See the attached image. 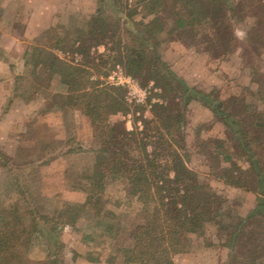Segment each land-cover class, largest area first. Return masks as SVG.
I'll return each instance as SVG.
<instances>
[{
	"label": "rangeland",
	"instance_id": "1",
	"mask_svg": "<svg viewBox=\"0 0 264 264\" xmlns=\"http://www.w3.org/2000/svg\"><path fill=\"white\" fill-rule=\"evenodd\" d=\"M104 1L108 14L115 17L113 0ZM228 1L232 9L225 20L228 28L222 30L211 23L175 29L169 10L158 13L165 32L157 37V52L188 87L215 91L222 101L236 98L238 103L229 104V109L238 107L246 125L250 117L243 106L264 113V39L256 40L264 31L255 30L261 14L255 6L264 0ZM129 4L135 7L132 0ZM100 5V0H0V212L18 221L17 227L30 223L29 212L38 214L40 231L20 247V264H51L56 259L57 264H122L114 248L128 242L130 228L143 221L142 203L126 193L127 185L120 179L107 180L101 216L84 212L75 227L59 224L53 231L54 223L40 219L57 218L66 204L83 203L88 182L82 176L93 166L100 144L81 110L65 105L67 87L50 69L51 56L74 66L94 59L99 67L91 70L92 80L124 87L130 113L117 119L129 130L143 126L142 114L151 117L149 100L162 102L152 82L145 84L120 64L111 67L100 61L105 45L92 46L89 56L69 47L75 31L86 29ZM153 17L139 9L133 19L148 22ZM58 38L67 49L51 45ZM128 78L135 83H124ZM183 113L175 147L206 189L221 198L223 211L220 223H208L202 235L189 236L174 264H264V217L254 212L262 194L233 186L223 177L222 168L234 167L223 160L234 143L232 135L198 100L183 107ZM246 160L233 157L244 171ZM103 220L108 227L99 224ZM240 223L234 239L232 231Z\"/></svg>",
	"mask_w": 264,
	"mask_h": 264
},
{
	"label": "trees",
	"instance_id": "2",
	"mask_svg": "<svg viewBox=\"0 0 264 264\" xmlns=\"http://www.w3.org/2000/svg\"><path fill=\"white\" fill-rule=\"evenodd\" d=\"M165 1L132 0L135 5L132 9L129 0H113L117 9L113 17L108 14L105 1L100 0L101 5L87 22L86 29L76 30L68 44L86 56L90 55L92 46L103 44L106 51L99 55L100 61L111 67L120 64L128 74L143 79L145 84L152 82L159 89L162 102L149 100L151 117L141 115V128L128 130L117 119L118 115L130 113L124 87L92 80L91 70L99 67L94 59L78 66L56 56L49 59L50 69L60 74L61 83L67 87L65 105L81 110L98 134L100 144L93 166L82 176L88 182L83 203L66 204L55 214L57 218L42 215L40 219L46 224L54 223L53 226L75 227L84 212L101 216L105 211L103 191L107 180H123L126 193L142 203L144 217L130 228L128 242L114 248L122 264H174V256L186 249L190 235H202L206 224L220 223L221 198L206 189L175 147L176 134L183 128V107L193 100L211 109L232 135L234 143L223 160L234 167L222 168L223 177L233 186L260 192L262 197L254 212L264 217V113L252 112L257 109L243 106L250 117L244 125L238 107L232 109L234 112L230 110L229 104L235 105L236 98L222 101L216 98L215 91L208 94L188 87L157 52V37L165 32L157 16L161 11L169 10L173 14L175 29L211 23L222 30L228 28L225 20L232 7L228 0ZM139 9L154 17L148 22H135L133 16ZM255 9L261 10L255 30L264 31V3ZM262 39L264 35L257 34L256 40ZM51 45L55 49L68 48L59 38ZM179 100L183 104L181 108ZM238 156L246 157L247 170L233 161ZM29 214L33 216L30 223L17 227L18 221L13 222L0 212V264H20V247L28 245L32 234L40 233L35 218L38 214ZM99 224L108 227L104 220ZM240 226L241 223L232 231L234 239ZM54 229L56 226L51 231ZM89 238L90 234L85 236L86 240ZM57 262L56 259L51 264Z\"/></svg>",
	"mask_w": 264,
	"mask_h": 264
},
{
	"label": "built area",
	"instance_id": "3",
	"mask_svg": "<svg viewBox=\"0 0 264 264\" xmlns=\"http://www.w3.org/2000/svg\"><path fill=\"white\" fill-rule=\"evenodd\" d=\"M124 83H126L127 85H132V84H134L135 82H134L133 79L128 78V79H125V80H124Z\"/></svg>",
	"mask_w": 264,
	"mask_h": 264
},
{
	"label": "crops",
	"instance_id": "4",
	"mask_svg": "<svg viewBox=\"0 0 264 264\" xmlns=\"http://www.w3.org/2000/svg\"><path fill=\"white\" fill-rule=\"evenodd\" d=\"M128 129V128H127ZM129 130V129H128Z\"/></svg>",
	"mask_w": 264,
	"mask_h": 264
}]
</instances>
